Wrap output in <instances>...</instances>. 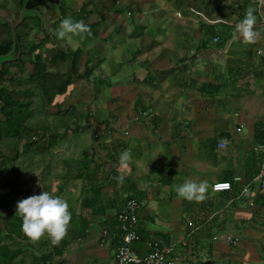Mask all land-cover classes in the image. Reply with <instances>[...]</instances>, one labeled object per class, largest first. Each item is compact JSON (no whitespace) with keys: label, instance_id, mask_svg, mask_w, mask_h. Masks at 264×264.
Wrapping results in <instances>:
<instances>
[{"label":"crops","instance_id":"1","mask_svg":"<svg viewBox=\"0 0 264 264\" xmlns=\"http://www.w3.org/2000/svg\"><path fill=\"white\" fill-rule=\"evenodd\" d=\"M256 6V29L260 31L261 37L257 43L246 44L238 37L235 26L244 18L247 10ZM105 15L103 23H100L99 17L90 16L87 24H99L95 29L97 36L93 38V52L99 53L104 59L101 72L111 77V86L105 87L102 93L108 91L113 94V98H120L115 100L113 106L125 108L123 116L127 122L124 126L131 134L126 133L127 137L123 139L126 135L118 136L119 133H116L119 128L116 111L111 112L114 114L110 115L108 121L112 126H109L107 133L110 130L120 138L115 142L116 145L125 140H133L123 148L130 151L131 157L138 158L130 160V172H125L126 176L134 168L150 169L147 161L155 154L160 163L158 168L164 171L170 166L173 171L182 173L173 180L174 187L182 185L186 180L206 182L208 186L206 199L198 202L199 205L195 201L189 202L191 206L198 207H189L191 211L187 215L183 211L184 199L176 196L175 188H172L175 196L170 195L171 186L166 185L165 193L161 190L163 196L156 191L155 198L151 184L148 199L162 202L164 197H170L173 212L164 221L159 218L160 214L155 215L145 210L147 202L144 201L145 206L140 213L142 226L150 231L153 241H165L169 244H180L182 240L192 238L203 247L211 235L215 245L208 251V258L211 257L214 264H263L264 186L256 178L263 169L264 143L254 147L263 156L262 164L246 165L238 173L232 171V175L237 173L238 178L232 176L231 180L218 176L217 160L214 161L212 156L207 160L197 159L195 142L217 139L220 143L222 139H226L231 145L237 132L236 129L232 133L226 126L230 115V99L227 106L215 110L214 98L205 96L200 92L201 89L212 91L217 86L220 87L219 92H230V89L237 91L243 84L250 83V92L258 95L261 91L264 94V87L258 88V85L261 86L260 80L264 83V26H261L264 20V3L261 0H118L116 3L114 0H107ZM102 26H105V32L100 31ZM242 43L246 44V48L238 45ZM85 54L81 59L82 64L88 60L90 50ZM241 63L247 67L245 74L238 68L232 69L235 64ZM224 64L227 69H223ZM114 69L118 70L117 73L113 72ZM257 70L262 72L259 80L254 77ZM234 73H238L237 78L233 76ZM226 74H233V77L227 79ZM78 83H83L84 89L89 90L84 80L76 81L74 86ZM139 97L142 103L136 104ZM236 97L243 103V112L236 114L239 115L240 127H248L250 136L255 141L256 125L261 123V119H249L246 115V96L236 94ZM136 106L138 109L135 111ZM248 107L256 110L254 113H262L261 104ZM143 109L146 112L140 117L139 113ZM152 137L157 139L159 149L151 147L149 140ZM110 141L111 137L108 136L107 142ZM217 150L221 152L226 149L218 147ZM118 158L116 160L119 164ZM228 159L232 157L227 156L226 160ZM185 161L188 164L183 167ZM227 171L229 173L230 169ZM167 175L162 174L164 177ZM249 176H253L251 181L248 180ZM220 181L231 182L232 191L214 192L213 184ZM248 185L250 188L245 192ZM104 197L110 199L112 193L107 191ZM114 215L115 212L109 211L105 216L93 218L88 238L73 245V252L66 256V264H114L120 240L114 231ZM188 219L190 222L203 219L201 222L206 224V229H202L205 226L201 225L197 231L192 228ZM159 223H163V227ZM105 230L109 233L106 240H103ZM220 231L221 236L236 237H233L236 243H227L223 239L219 241L217 233L219 235Z\"/></svg>","mask_w":264,"mask_h":264},{"label":"trees","instance_id":"2","mask_svg":"<svg viewBox=\"0 0 264 264\" xmlns=\"http://www.w3.org/2000/svg\"><path fill=\"white\" fill-rule=\"evenodd\" d=\"M74 0H0V11H11L19 17L24 8L32 10L22 24L18 27L22 44V58L16 62L7 63V68L0 77V174H8L9 189L2 195V206L0 207V264H66V253L73 244L85 241L94 223V217L105 216L107 210L115 212L113 222L115 234L121 238V231L117 222L125 204L131 200L143 202L148 199L149 186H140L137 179L132 175L126 176L122 183H118L113 177L120 173L116 171L119 148L109 144L104 145L107 158L92 161L86 154L80 159H63V168L56 175L59 180L57 191L53 190L51 184V170L49 160L54 159L59 153L60 142L64 140L69 131L80 132L84 127H90L89 119L91 114L83 115L78 112L75 106L69 107L63 114H51V107L58 97L67 94L69 88L78 80H84L94 92L96 99L99 98L105 87L111 86V77L101 72L104 59L99 53L93 52V38L97 36L95 29L99 24H87L90 16L99 17L100 23L106 20L107 0H84L80 8H71L68 3L73 4ZM115 3L118 0H114ZM77 2V1H76ZM79 2V1H78ZM56 4L60 9L57 19L46 17L43 9H52ZM37 18V19H36ZM45 18L46 21L45 22ZM65 18L74 21H83L90 32L84 34L83 39L74 36L80 43L77 49L63 47L55 31ZM46 24V32L41 45L35 41L29 33V27L38 21L37 26ZM52 20V21H51ZM41 23V24H40ZM43 28L41 27V30ZM51 43L58 47L50 63L56 66L62 63L61 71H50L49 64L44 59L42 45ZM206 43V42H204ZM14 47V34L11 25L0 22V56L9 54ZM90 50L88 60L82 64L83 53ZM27 64L34 66V71L26 84H17L11 80L12 90L3 85L10 70L8 67L16 66L20 73H24ZM114 69V73H117ZM116 75V74H115ZM113 75V76H115ZM220 87H213L212 91L201 89L205 96L215 98ZM141 98H137L136 104H141ZM135 111L138 109L136 106ZM145 109V108H144ZM142 110L139 113L143 117ZM146 110V109H145ZM58 122H53L52 119ZM86 123L83 125L82 123ZM106 123H109L106 121ZM110 126V125H109ZM264 126V125H263ZM257 130V144L264 143V127ZM63 130V132H61ZM228 136V135H225ZM43 143L39 149L37 146ZM199 153L209 151L214 154L217 151L219 142L217 139L199 140ZM119 147L126 146L120 142ZM126 149V148H125ZM201 157V156H200ZM47 161V162H46ZM41 170V191L65 199L69 204L72 214L71 225L67 236L58 245H53L50 239L45 236L37 244H32L22 232V219L16 215L17 203L25 195L23 183H18L19 176H26L28 173ZM170 175L161 177L160 182L164 185L174 187L175 176L180 177L182 173L173 171L170 168ZM154 170H152V173ZM249 176L248 180H252ZM72 181H80V193L70 190ZM140 188H139V187ZM112 193V198L105 199L106 192ZM39 193V194H40ZM182 201L183 211L189 212V206ZM106 202V203H104ZM5 210V212H2ZM110 220V219H109ZM139 240L133 245L134 250L144 257L152 251V238L147 227L138 225ZM120 242V240H119ZM119 245V243H118Z\"/></svg>","mask_w":264,"mask_h":264},{"label":"rangeland","instance_id":"3","mask_svg":"<svg viewBox=\"0 0 264 264\" xmlns=\"http://www.w3.org/2000/svg\"><path fill=\"white\" fill-rule=\"evenodd\" d=\"M82 1L83 0H74L73 4H71L69 2L68 5L72 9L73 8H75V9L80 8L82 5ZM252 9L256 10L255 11L256 14L258 13L257 6L252 7ZM43 12L45 13L47 18L51 17L50 19H53V18L57 19L59 14H60V9L56 4H52V9L48 10L45 7L43 9ZM17 18L18 17H16L15 14L12 13L11 11H8V12L7 11H0V22L1 23H8V24L12 25L13 23H15L17 21ZM40 22L42 23V20H40ZM45 22H47L46 18H45ZM37 24H38V21L36 22V24L34 23L32 25L31 37L41 45V43L44 39V32H46V24L42 23L43 25H39V26H37ZM41 27L43 28L42 30H41ZM100 31L105 32V26L100 27ZM221 32H224V30H222ZM58 41L63 47L69 46L73 49H77L80 46V43L77 41V39L74 36H66L64 39H58ZM238 45L242 46L243 48H246V44L242 43V44H238ZM236 46H237V44H235V47ZM57 51H58V47L53 46L51 43L44 44V45H42V48H41V53H42L44 59H46L48 63H50V59L56 55ZM84 54L85 53H83V55ZM242 64H244V63H241L240 65L235 64L232 69H236V70L240 69V71L243 74L247 73V67H244ZM63 67H64V65H62V63H59L56 66H53L51 63L49 64L50 71H57L58 72V71H61ZM229 68H231V67H229ZM223 69H227L225 64L223 65ZM33 71H34V66L32 64L25 65L24 73H20L17 70V68H15V69L11 70L10 74L7 75L5 81H3V85L6 86L8 90H12V86L10 83L11 80H15L17 84H26V83H28L29 78L31 77ZM255 72L256 73H254L255 74L254 77H255V79L259 80L260 75H262V72H259V70L255 71ZM237 74L238 73H234V75L233 74L232 75L237 78L238 77ZM232 75L226 74L227 77H225V78L230 79L233 77ZM260 81H261V86L258 85V88L264 87L263 80H260ZM250 91H251V84L245 83L237 91H233L232 89H230V92H224V91L220 90V92L218 91V93H217V97L214 98L213 103L215 104L214 105L215 110H216V108L221 109L223 106H227V101H228V99H230V106H229V111H230L229 114L230 115L228 117V120L226 121V126H227L228 130L231 131L232 133L236 129H238V127L241 126V124L238 122L239 115H236V114H240L243 112L242 111L243 103L240 102L239 100H237V97L235 98L236 94H238L240 96H246L245 105L248 108L247 113H246L247 117L249 119H255L256 118L257 119L256 121H259L261 119V121H260L261 123H259L258 127H257L259 130L264 125V117H263L264 116V94L260 91V93H258V95H256V92L253 93ZM257 91H258V89H257ZM119 99L113 98V94L108 92V91L105 92L104 94L101 93L99 98L96 99L94 96V92L91 89L86 90V89H84L83 83H82V85L78 83L75 86L73 84L69 88L67 94H65L64 96L58 97L55 100L54 104L51 107H49V112L51 114H57L58 112H60V114H63L71 106H75L77 108L78 112L85 115V116L88 114H91L90 119H89L90 127H84L78 133H75L73 131H69L67 133L66 138L60 142L59 153L55 154L54 159L49 160L50 165L52 167L51 174H50L51 178H52L51 184H52L54 191H57V185L59 183V180L56 179L55 177L58 174V172L61 171V169L63 168V163H62L63 159H80L86 154L89 156V158L92 161H95L98 159H104V158L106 159L107 158V156H106L107 151L104 148V145H106V144L111 145V147L114 146V147L119 148L120 151H119V154L117 155V157H119L120 154L125 151L123 147H119L122 145L118 146L119 143L117 145L115 144V142L119 141L120 138H118V136L120 134H122L123 136L126 135L125 137H123V139H126V137H127L126 133L131 134L130 131L125 129L126 127L124 126V123L127 122L125 119V116H123V115H125V111H124L125 108H123V109L121 107L114 108V106H113L114 105L113 103L115 102V100H119ZM239 99H241V97ZM222 103H223V105H222ZM256 103L261 104V106H262V109H260V112H262L261 114L259 112L254 113L256 110L254 111L253 108L249 109V107H248L250 105L253 106ZM112 111H116L117 117L119 120L118 121V127L119 128H118V131L116 132L117 134L119 133L118 136H115L114 133L110 130H109V133H107L108 129H109V125L112 126V124H111V122L106 123V121L109 120V117L111 114H114V113H111ZM0 119H4V117L2 115H0ZM52 121L55 123L58 122L57 119H55V118H53ZM242 123H244V122H242ZM82 124L85 125L86 123L84 122ZM111 130H113V129H111ZM232 130H234V131H232ZM242 130L243 131L241 133L235 132L236 137H234L231 145H230L229 141H227L228 144H227L226 148H224L226 150H223L221 152H218V150H217L216 153H214V154H210L208 150L205 152L202 151L201 153H199L200 144L198 142H195V146L197 148V154H196L197 159L199 158L201 160H207L209 156H212L214 161L217 160L218 176L231 178V180L233 179L232 176H234V178H236V179L238 178L236 176V174L238 173L237 171L241 170L244 166H246V165L251 166L252 163H255L256 165L262 164L263 156L260 154V152L255 151L254 147H255V145H257V143H255L253 138L250 136L248 127H246L245 129H242ZM61 132H63V130ZM230 134L231 133H229V135ZM258 134H259V131H258ZM108 136L111 137L110 142H107ZM231 136H232V134H231ZM246 138H248V139H246ZM156 140L157 139H153V137H152L151 140H149V142L151 144V147L159 149V146H157V144H156ZM132 141L133 140H125V141H123V144L129 145L132 143ZM43 145L44 144L41 143L37 147L39 149H41L43 147ZM227 156H229V157L231 156L232 159L226 160ZM132 159L137 160L138 158H137V156H133ZM157 160L158 159L156 158L155 154H152V157H150L147 161V164L149 165L148 167L149 168L151 167L150 169L144 168V167L134 168V170H132V173L130 174L133 176L134 179H137L139 181V182H137L138 185H141V186L145 185L146 186V184H147V186L149 185V187H150L151 184H153L154 191H152V195L155 198L157 196L156 191H158V195L161 193V190L164 191V193H165L164 189H165L166 185H164L160 182V178L162 177L163 173L169 174L170 168H171L170 166L169 167L167 166V168H165V170L163 171L162 169L158 168V165H160V163H158ZM166 163H169V162H166ZM185 164H188V161H185V163L182 164V166L185 167L184 166ZM117 169H118V165L116 167V171H118ZM227 169H230L229 173H228ZM152 170H154L153 173H152ZM127 171L130 172L129 167L127 168V170H124V173ZM232 171L237 172V173H233V175H232V173H231ZM40 172H41V170L39 172L37 171L34 173H28L26 176H23V177L19 176L17 178V182L23 183L24 187H25V195L20 199V201L22 199H25V198L32 196V195H39V193L41 191V173ZM175 178H177V176H175ZM236 179L234 180L235 182H237ZM238 183L239 182H237V184ZM177 186L178 185H175L176 196H178L176 193V187ZM8 187H9L8 174H5V175L0 174V207L2 206L1 205L2 204V195L8 191V189H9ZM80 188H81V182L80 181H72L70 183V190H72V192L75 190L76 195H78L80 193L79 192ZM170 188H171V191L169 189L167 191L171 192L170 195L175 196L174 190L172 189V186ZM149 192H151V189H149ZM224 194H226V193H224ZM162 196H163V194L161 193V197ZM167 196H169V195H167ZM148 198H149V196H148ZM164 199L165 200L162 202H158L160 200H155V199L149 200V199H147L146 200L147 206H146L145 210H147V211H149L155 215L160 214L161 216L159 218L163 219L165 221L170 216V214L172 215L173 202H172V199L170 197L169 198L164 197ZM184 202H185L186 206L188 204L189 207H198L196 205L191 206V204L187 200H185ZM104 203H106V202H104ZM198 205H199V203H198ZM109 211H113V210L108 209L107 212H109ZM190 211L191 210H189L187 215H190L189 214ZM2 212H5V210H2ZM207 215H209V214H207ZM195 218H197V216H195ZM202 220L203 219H198V222L196 220L194 222H190L191 220L188 219L192 228H196L197 231L200 229L201 225H202V227L205 226L202 229H206V224L202 223L201 222ZM197 223H201V224L198 225ZM159 224L161 227H163V223L162 224L159 223ZM160 229H162V228H160ZM162 230H164V229H162ZM220 232L221 233L219 235L217 233V237H218L219 241L221 239H223L227 243H233V244L236 243V242H234V239L236 237H234V236L230 237V239L233 242H229L227 240V236H221L222 231H220ZM233 237H234V239H233ZM209 238H210L209 241L207 243L203 244V247H201L196 240H194L195 241V243H194L193 239L189 238L188 242L192 247V252H190L186 247H183L182 244H177L178 252H177L176 258L178 260L175 261V264H202L203 262L214 264L213 259L211 261V259H210L211 257L208 258V256H209L208 251L213 249V245H215V242H213L211 235L209 236ZM73 245L69 247V250L66 253V256H68L71 252H73L72 251ZM205 252H207V253H205Z\"/></svg>","mask_w":264,"mask_h":264},{"label":"clouds","instance_id":"4","mask_svg":"<svg viewBox=\"0 0 264 264\" xmlns=\"http://www.w3.org/2000/svg\"><path fill=\"white\" fill-rule=\"evenodd\" d=\"M264 3V0H261ZM255 9L246 11L244 18L235 26V32L239 38L246 44L257 43L261 37L260 31L256 29L257 18ZM90 28L83 21H74L71 18H65L55 31L59 39L66 36H78L85 38L84 34L89 33ZM132 159L128 150L122 152L118 158L119 175L113 177L118 183L124 179V170L129 167ZM207 183H196L192 180H186L182 185L176 187L178 197L189 202H202L206 199ZM16 215L22 219V232L28 241L37 244L42 238L47 236L50 242L55 246L66 238L71 225L72 214L68 202L47 191H42L39 195H32L22 199L17 203Z\"/></svg>","mask_w":264,"mask_h":264},{"label":"built area","instance_id":"5","mask_svg":"<svg viewBox=\"0 0 264 264\" xmlns=\"http://www.w3.org/2000/svg\"><path fill=\"white\" fill-rule=\"evenodd\" d=\"M261 26H264V20L262 21ZM242 129L243 126L239 127L237 132H241ZM227 144V140L222 139L218 144V147L224 149ZM256 181L264 186V163L261 174L256 178ZM249 188L250 185L245 187L244 191L248 192ZM232 189V183L228 181L216 182L212 186V190L216 193L230 192ZM144 206V201L140 202L136 199H131L125 204L123 211L118 214L117 222L121 231V238L114 255V264H175V261L177 260L176 253L178 251L177 244H169L165 241L159 240L153 241L151 245L152 251L144 257H141L134 250L133 245L139 240L138 225L140 221V213ZM108 233V230L103 231V240H106ZM227 240L233 242L230 237H227ZM180 244H182L183 247H186L189 251L192 250L188 240H182Z\"/></svg>","mask_w":264,"mask_h":264},{"label":"water","instance_id":"6","mask_svg":"<svg viewBox=\"0 0 264 264\" xmlns=\"http://www.w3.org/2000/svg\"><path fill=\"white\" fill-rule=\"evenodd\" d=\"M31 13H34L32 10H28L27 8H24L20 16L17 18V21L11 25L12 32L14 34V47L13 50L7 54L0 56V73L2 71V68L7 63L16 62L21 58L22 53V44L20 35L18 33V27L24 19L29 16Z\"/></svg>","mask_w":264,"mask_h":264},{"label":"flooded vegetation","instance_id":"7","mask_svg":"<svg viewBox=\"0 0 264 264\" xmlns=\"http://www.w3.org/2000/svg\"><path fill=\"white\" fill-rule=\"evenodd\" d=\"M31 31H32V26L29 27V33H30V36H31ZM22 51H23V50H22ZM21 58H22V53H21ZM8 65H9V63H8ZM8 65L5 64V66L2 68V71H1V73H0V77L2 76L3 71L5 70V68H7ZM15 68H16V66L8 67V69H9L10 71L13 70V69H15Z\"/></svg>","mask_w":264,"mask_h":264}]
</instances>
